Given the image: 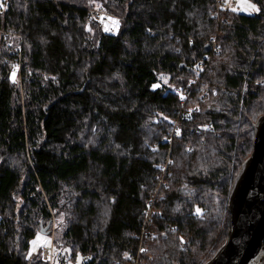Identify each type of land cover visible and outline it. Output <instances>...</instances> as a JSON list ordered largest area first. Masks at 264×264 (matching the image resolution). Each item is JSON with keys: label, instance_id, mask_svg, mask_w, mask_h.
I'll list each match as a JSON object with an SVG mask.
<instances>
[{"label": "trees", "instance_id": "obj_1", "mask_svg": "<svg viewBox=\"0 0 264 264\" xmlns=\"http://www.w3.org/2000/svg\"><path fill=\"white\" fill-rule=\"evenodd\" d=\"M253 1L257 12L222 9L216 23L215 0H1L0 264H47L27 250L53 218V246L81 264L215 254L264 113V0ZM99 10L122 18L116 32ZM188 79L182 106L173 88ZM96 149L112 158L108 177ZM11 156L23 170L8 189Z\"/></svg>", "mask_w": 264, "mask_h": 264}, {"label": "water", "instance_id": "obj_2", "mask_svg": "<svg viewBox=\"0 0 264 264\" xmlns=\"http://www.w3.org/2000/svg\"><path fill=\"white\" fill-rule=\"evenodd\" d=\"M227 211V237L205 264H264V113L254 124L252 152L234 180ZM50 224H40V232L48 234Z\"/></svg>", "mask_w": 264, "mask_h": 264}, {"label": "rangeland", "instance_id": "obj_3", "mask_svg": "<svg viewBox=\"0 0 264 264\" xmlns=\"http://www.w3.org/2000/svg\"><path fill=\"white\" fill-rule=\"evenodd\" d=\"M0 5H1V0H0ZM93 9H99L97 7H93ZM222 9L226 10H234L235 12H240V13H246V14H252L258 11L257 4L253 0H215L213 8L209 11V16L214 19L216 23L223 22V15H222ZM99 13L100 20H101V25L102 27L110 32L114 31L116 32L122 18L119 15H116L114 13H106L104 10H99L97 11ZM106 17V18H104ZM220 32L219 30H216L214 34H218ZM213 34V35H214ZM220 34V33H219ZM17 77V71L14 69L11 72L10 78L12 80H15ZM161 81L165 84H168L170 81L168 75L162 74L161 76ZM263 81H261L262 83ZM262 105V104H261ZM264 108V103L263 107ZM97 150V149H96ZM91 155L95 156L93 157L95 161L93 162L96 166L97 169L99 170L100 174L102 176L108 177L110 172L113 171L112 168V158L108 153H105L104 151H94L91 153ZM15 168V169H14ZM4 169L5 172H10L12 169L15 170L14 173H10V177H7L6 179L2 180L1 186L3 185L5 188H10L15 179H16V172H22L23 166L21 160L17 159L14 156L8 157L7 161L4 163ZM21 200L18 199V204L17 207L21 205ZM107 205H104L102 207V214L105 216L107 214ZM51 221V224L49 225L48 229L49 233L48 234H43L39 230V225L42 224L45 226L49 221L43 222L41 221L38 226H36V231L32 238L29 241V247L27 250V255L28 256H35L37 255L40 250L41 253L45 247H50L51 244L53 243L54 236H55V221L54 218ZM53 264H81L82 261V255L77 257V260L72 261V259H69V248L68 247H63L59 246L56 247L53 246ZM39 256V255H38ZM37 256V257H38ZM34 261H37V258L34 259Z\"/></svg>", "mask_w": 264, "mask_h": 264}, {"label": "built area", "instance_id": "obj_4", "mask_svg": "<svg viewBox=\"0 0 264 264\" xmlns=\"http://www.w3.org/2000/svg\"><path fill=\"white\" fill-rule=\"evenodd\" d=\"M92 13H95V10H92ZM1 33H3V32L0 31V34ZM217 47H218L217 43L215 41H213L211 44L212 50L215 51L217 49ZM198 67L200 69L204 68L203 61H200L198 63ZM19 68H20V64L18 63L14 69L19 73ZM196 84H197V82L194 79H188L186 82H184V84L182 86L173 88V92L179 97V101H180L182 106H184V104L187 101H189L188 99H190V93L192 92V90ZM194 109L195 108L192 107V108H189L188 110L193 111ZM182 114L186 115V112L182 111ZM175 124H176V121H173V125H175ZM210 128H211L210 125H206L204 127H200L198 129H196V131L199 132L201 129L206 130V129H210ZM170 230H174V228L171 227ZM52 256H53V243L51 244L50 247H45L43 249V251L41 253V259L43 261L47 262V264H52V259H53Z\"/></svg>", "mask_w": 264, "mask_h": 264}, {"label": "snow or ice", "instance_id": "obj_5", "mask_svg": "<svg viewBox=\"0 0 264 264\" xmlns=\"http://www.w3.org/2000/svg\"><path fill=\"white\" fill-rule=\"evenodd\" d=\"M3 5H0V7H2Z\"/></svg>", "mask_w": 264, "mask_h": 264}]
</instances>
